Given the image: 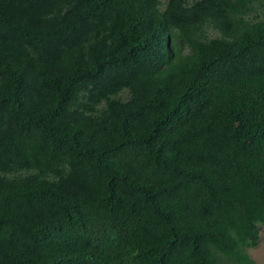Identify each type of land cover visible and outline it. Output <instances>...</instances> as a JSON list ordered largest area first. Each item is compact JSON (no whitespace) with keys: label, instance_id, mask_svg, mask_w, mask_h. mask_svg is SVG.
Returning <instances> with one entry per match:
<instances>
[{"label":"trees","instance_id":"16d2710c","mask_svg":"<svg viewBox=\"0 0 264 264\" xmlns=\"http://www.w3.org/2000/svg\"><path fill=\"white\" fill-rule=\"evenodd\" d=\"M264 0H0V264H257Z\"/></svg>","mask_w":264,"mask_h":264},{"label":"rangeland","instance_id":"374dc122","mask_svg":"<svg viewBox=\"0 0 264 264\" xmlns=\"http://www.w3.org/2000/svg\"><path fill=\"white\" fill-rule=\"evenodd\" d=\"M260 245L255 249L247 250L249 256H251L257 264H264V228L260 230Z\"/></svg>","mask_w":264,"mask_h":264}]
</instances>
